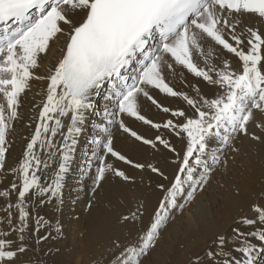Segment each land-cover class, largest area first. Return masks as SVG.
Here are the masks:
<instances>
[{"label":"snow or ice","instance_id":"6c2138e0","mask_svg":"<svg viewBox=\"0 0 264 264\" xmlns=\"http://www.w3.org/2000/svg\"><path fill=\"white\" fill-rule=\"evenodd\" d=\"M234 13L236 16L252 14L264 19V0H0V95L7 108L5 112L0 107V169H3L5 161L6 132L11 126L10 121L18 115V98L33 78L32 69L38 66L40 54H46L50 41L65 31L64 26L67 27L62 56L47 77V98L39 113L41 123L36 125L35 134L27 143L23 160L18 168L13 169L22 181L15 205L19 210L20 223L26 227L29 214L25 198L31 190H35L34 195L37 196L58 195L62 174L67 171L70 160L69 153L81 131L79 125L84 121V112L93 107L91 97L106 87L104 99L112 106L104 113L108 125L119 124L123 132L153 147L155 143L152 140L130 130L119 117H134L155 129L163 127L181 139L187 138L179 171L165 190L150 227L136 243L125 246L115 258V264H140L139 258L154 245L159 230L168 219L169 210L177 207V197L184 194L185 187L191 189L187 192V198L191 199L196 186L206 182V174L197 179L194 173L197 168L207 169L204 157L208 154L209 141L228 146L237 134L249 135L248 125L254 120L253 110L264 113V36L257 30L246 29L245 51L241 47L245 43V32L237 34L238 21ZM207 42H214L238 57L242 72H232L227 61L222 69L214 66L201 68L194 61V55L204 57L207 63L204 51V43ZM208 55H211L210 51ZM175 66H181L209 84L218 85L224 89V94L198 101L174 90L165 79L164 68L174 71ZM148 88L158 89L169 97H181L195 109L194 114L189 117L183 110L172 111L162 107L150 95ZM141 95L163 112H171L173 117H182L183 120L174 123L169 119L163 125L153 123L138 111V97ZM69 115L71 123L63 137L65 143L60 150L59 171L52 185L43 187L36 175L42 161L33 149L38 143L42 148H51L53 142L41 139L42 135L50 132L55 136L63 127L59 117ZM50 120L54 121L52 125L48 123ZM256 126L264 130V122ZM100 131L105 134L104 138L93 143L102 147L105 155L110 154L117 160L132 164L113 149L110 128L101 125ZM251 138L259 139L255 135ZM156 141L169 151H175L161 136H157ZM211 159L213 164L219 162L215 152ZM44 166L47 167V163ZM132 166L144 167L141 164ZM149 167L163 175L159 169ZM108 171L128 179L123 172L105 164L104 157H99L94 184L98 186ZM159 187L164 190V185ZM12 189H17L15 183ZM8 194L7 191L0 192V197ZM252 211L255 214L252 218L244 217L239 221L242 227L250 230H236L233 240L239 242L238 246L225 250L226 241L221 238L219 250L207 254L210 264H255L256 254L264 251V206L254 204ZM8 219L11 223L10 215ZM24 227L18 231L22 233ZM20 239L22 241L23 237ZM253 241H258L260 247ZM10 244V241L0 239V261H12L17 252L26 251L23 244L15 251L6 250V245ZM233 251L240 255L233 256Z\"/></svg>","mask_w":264,"mask_h":264},{"label":"rangeland","instance_id":"374dc122","mask_svg":"<svg viewBox=\"0 0 264 264\" xmlns=\"http://www.w3.org/2000/svg\"><path fill=\"white\" fill-rule=\"evenodd\" d=\"M257 22L258 26L263 27L260 20H257ZM251 29L257 30V28L252 27ZM225 34H228L227 31H225ZM247 38L248 36L243 37L245 43L241 45L245 51L247 50ZM231 57L234 58L232 63L230 62L231 59H227L230 70L236 73L242 72L241 61L234 55ZM168 60L170 61L171 58L169 57ZM195 62L199 64L198 61L195 60ZM199 66L205 69L209 67L205 65V62H200ZM186 71L181 66H175L174 71L168 70L164 73V76L169 85H173L174 90L184 92L186 95H188L187 86L190 78L197 81L199 78L200 85L202 83V86L205 85L211 89L207 92L209 95H205L201 90L200 99L211 100L224 94V89H221L218 85H209L201 77H195V75ZM213 77L215 78L214 74ZM33 80L35 79L29 80L27 88L18 98V115L15 120L10 121L11 126L7 129L5 161L3 169H0V192L7 191L9 193L7 197H0V233H6V235H0V239L11 242L10 245H6V250L15 251L23 244L26 251L23 253L17 252V256L12 261H0V264H92L99 260L96 256L101 250L103 258L98 264H115V258L123 248L136 243L138 237L150 227L155 212L164 199L165 190L171 186L179 171V164L182 162L183 153L187 147V138L185 136L181 139L168 129L163 127L155 129L150 124L146 125L143 121L134 117L122 115L119 119L123 120L126 127L144 139L152 140L155 147L137 141L128 133L123 132L119 124H112L110 133L113 140V149L132 161V164L117 160L110 154L105 155L103 148L98 147L95 143L93 150L91 148L86 150V152L90 151V155L82 157L83 162L72 160L74 157L69 155L70 160L67 164V171L62 174L61 188L56 197H52L50 193L44 196L34 195L35 190H31L26 195L25 206L29 215L26 227H24L19 221V210L15 207L18 202V189L22 181L13 169L18 168L19 163L23 160L27 143L35 134L36 125L41 121L37 106L34 109L31 108L32 111L30 112L25 109V106L29 103L25 94L29 93L32 85H34ZM177 84L180 88H176ZM148 89L150 95L154 99L157 98V101L162 95H165L159 93L158 89ZM153 92H156V96ZM165 97L168 98L169 96ZM139 98V102L148 101L147 104L150 103L151 107L144 105L139 107L138 111L153 123L163 125L169 119L173 120L174 123L183 120L182 117H173L171 112L165 113L158 109L144 96L141 95ZM168 101H170V104L172 102L171 105L173 106L168 103V106L162 104V107H168L172 111L183 110L189 117L195 112V109L187 105L181 97H169ZM0 107H3L5 112L7 111L6 102L2 95H0ZM158 112L164 117L162 121L158 117ZM67 130L63 125L58 130V135L52 136L50 132L43 134L41 139H50L53 146L42 148L38 143L33 149L35 155L42 161L36 175L43 187L52 185L56 173L59 171L61 162L59 142L62 139V142L65 143L63 137L67 134ZM94 131V138H104L105 134L101 133L100 126L96 127ZM81 134L82 130L75 139H78ZM252 135L254 134L249 133L247 136L237 134L228 146H221L214 140L209 141L208 154L204 157L207 162V169L197 168L194 173L197 179L206 174V182L196 186L191 199L187 198V192L191 189L185 187L184 194L177 197V207L169 210L168 219L159 230L154 245L145 255L139 258L140 264H197L198 261H201L202 264H210L207 254L210 251L219 250L221 238L226 241L225 250L234 249L238 246L239 242L233 240L236 230L241 232L250 230L248 227H242L239 221L244 217L252 218L255 215L252 211L254 204L264 206V163L253 164V172L250 168L245 167V161L248 157H264V147L256 144L260 139L254 140L251 138ZM157 136L167 140L175 151H169L156 141ZM68 143H71V141H68ZM78 146L79 143L76 141L72 150H76ZM221 148L222 150H220ZM260 150L263 153L259 156ZM213 152L219 156V162L210 167ZM49 153H53V155H49ZM99 157H104L105 164L123 172L128 179H122L116 176L114 172L108 171L100 184L95 185L94 179L96 170L99 167ZM45 163H47V167L44 166ZM133 164H141L144 167L136 168L132 166ZM80 165H83L82 175L78 176V181H73L72 177H77H74V174H77V168ZM149 165L159 169L163 175L153 172ZM69 176L70 179H68ZM13 183L17 185L16 190L12 189ZM68 185L72 188L71 190H67ZM160 185H164V190L159 187ZM114 188L116 190L113 192L120 193L117 195L118 198L109 193ZM69 193L72 194V205H70L72 208L71 211L66 212L62 202ZM110 196L116 199L111 207L112 212H109V215L106 216L103 206L109 203L106 197L110 198ZM235 199L240 202L237 205L239 206L238 209L234 210L232 215H228V213H223L225 217L220 215L226 206V201ZM120 200L121 202H119ZM9 205H12V207H9ZM62 209L64 210L61 211ZM200 210V215L202 214L201 216L206 218L203 222H201V219L196 224L194 216H198ZM63 214L64 216H62ZM9 215L11 216V223H9ZM91 215H95L93 217L103 224L104 231L101 230V235L92 226H89L92 228L91 230L87 227L86 229L82 227V229H79V223L81 222L85 227L84 221ZM125 217H128V219L125 220ZM38 220L39 225L37 224ZM209 224L212 226L217 225L214 234L209 231V227L207 228ZM202 226L207 228L204 229L205 233L198 232ZM20 227H24L22 233L18 231ZM21 236L23 237L22 241ZM96 236L100 237L97 238ZM253 242L259 245L258 241ZM263 252L260 251L257 254L260 253L261 256ZM239 255V253L233 251V256ZM258 261V257L255 258V262Z\"/></svg>","mask_w":264,"mask_h":264},{"label":"bare ground","instance_id":"6f19581e","mask_svg":"<svg viewBox=\"0 0 264 264\" xmlns=\"http://www.w3.org/2000/svg\"><path fill=\"white\" fill-rule=\"evenodd\" d=\"M233 16L238 21V27L236 29L237 34H239L240 32L243 31V32H245V36H247L246 29L252 27V28H257V31L262 36H264V19H261V18L255 16V15H252V14H241L239 16H236V14L234 13ZM77 19H79V17H77ZM257 20H260L261 21V23L263 24V27L258 26ZM254 24H256L257 26H255ZM64 28H65V31L63 33L58 34L56 38H54L52 41H50V46H49V49H48L47 53L46 54H43V53L40 54V56L38 57V66L36 68L32 69L33 77H34L32 79H35L32 82L34 83L35 86L32 85L29 93H26L25 94V97L27 98V100H29L28 105L25 106V109L27 110V112L32 111L31 108L34 109V107H36V106L39 108L38 109L39 111H41L43 109V105L46 102V98H47V87H48V84H49V81H48L47 77L51 74L50 73V70H54L55 65L57 64V62L61 58V56H62L61 49H63L65 47V44H66V40H67V27L64 26ZM225 38L226 39L229 38L228 37V34H225ZM204 51H205V56H207V63L205 62L204 57H201L198 54H196L194 56V59L196 61H198L199 64H200V62H203V63L205 62V65L206 66H209V65H212L213 64L212 66H214L216 69H222L223 66H224V62L227 61V59L228 60L231 59V61H230L231 63L234 60V58L231 57L234 54L228 53L222 47H220L218 45H215L214 42L204 43ZM209 51L211 52V55H208ZM167 59H169V57ZM230 66H232V65H230ZM231 68H233V66ZM167 71H168V69H167V67H165L164 68V73H166ZM36 77H44V78L43 79H37ZM199 80L200 79L198 78V81ZM198 81L196 79H191L190 78V81H188V86H187L188 87V92L187 93H188V96L194 97L193 99H198L199 100L200 97H201V90H203V93L205 95H209V94H207V92H208V90L211 91V89L209 87L205 86V85L202 86V83L200 85L199 84L200 81L199 82ZM175 83H177V82H175ZM176 88H180V87H178V84H177V87ZM105 89H106V87L105 88H102L96 95H94L93 97H91V103H92L93 107L91 109L86 110L84 112V121H83L82 124L79 125V127L81 126L80 128L82 130V134L80 135V137L78 139H76V141L79 143V146L76 148V150L73 149V150H75V152H73V150H71L72 153L71 152L69 153V155L71 157H74V158H72V160H75V161H78V162H83L84 160H83L82 157L89 156L90 155V151H87L86 152V150H88L90 148H91V150H93V148L95 147L93 141L95 139H97V138H94L93 135L95 134V131L94 130L96 129V127L101 126V125H104V126H107V127H109L111 129V125H108L107 124V122L105 120V117H104L105 109L107 108L108 110H111V107H112L111 104H110V102L104 99L105 95L107 94V91L105 92ZM28 90H29V88H28ZM148 91H149V89H148ZM153 93L156 96V92H153ZM210 94H211V92H210ZM159 96H161V95H159ZM162 96L159 98V101L158 102H160L161 105L163 104V105L168 106V103L170 102V101H168V98L169 97L167 96L168 98H166L165 97L166 95H164L163 97ZM139 99L140 98L138 97V102L140 101ZM155 99L157 100V98H155ZM147 102H144V101L139 102L138 108L139 107H143L144 105L150 106L149 105L150 103L147 104ZM172 102H173V99H172ZM172 102H171V104H172ZM100 106H101V109H100ZM171 106H173V105H171ZM177 107L179 108L180 106H177ZM177 107H176V109H177ZM253 111H254V120L252 122H250L249 125H248V133L257 135L259 137L260 141L259 142H256V144L264 147V130H262L261 128H259V127L256 126L258 123L264 122V113H262V112H260L258 110H253ZM49 115H54V114L50 113ZM158 117L161 119V121L164 118L162 116V114L159 113V112H158ZM24 119H25V116H24ZM59 119H61L63 125L66 127V129H68V125L71 123V117H70V115L69 116H65V117H59ZM39 123H41V121H39ZM48 123L51 125V124L54 123V121L50 120V121H48ZM241 138L242 139H246L245 137H241ZM80 143H81V145H80ZM59 144H60L59 145V151H60L61 148H62V146H63V144H64L62 142V139L60 140ZM262 153H263V151L260 150L259 153H258V155L260 156ZM260 162H263L264 163V157H248L247 160L245 161V167L246 168H250L251 169V172H253L252 171V165L253 164H256V163H260ZM210 165H211L210 167H213V165H214L213 162H212V160H211ZM77 169H78L77 174H74L75 175L74 177H76V176L77 177L76 178H73L72 177L73 181H78V179H77L78 176H81L82 175L81 170H83V165H80ZM218 170H220V169H218ZM68 179H70V176H69ZM69 189L71 190L72 188L68 185L67 190H69ZM115 190H116V188L110 190L109 193L111 195H113V196L119 195L120 194L119 192H118V194L116 192H113ZM111 192H113V193H111ZM113 196H110V198L106 197V200L109 202V203H107L106 205L103 206L104 207V213H105L106 216L109 215L108 214L109 212H112V210H111L112 208L111 207L114 205L115 199H116V198L113 199L114 198ZM111 197H113V198H111ZM117 198H118V196H117ZM121 200L119 202H121ZM71 202H72V194L69 193V194H67V196L64 197L63 202H62V204L64 205V209H65L66 212L69 211L72 208V206H70V205H72ZM229 202L231 203L230 204L231 206L229 205ZM238 204H240V202L237 199H235L233 201H226V203H225L226 206H225L223 212L220 215L223 216L224 215L223 213H228V215H232L234 213L233 211L238 209V207H239V206H237ZM117 206H115V207H117ZM114 208H113V210H115ZM64 209H62L61 211H63ZM200 213H201V210L199 211V215L198 216H194L195 219H196V222H195L196 224L199 223V221L201 219H202L201 222H203L204 219L206 218V217L201 216L202 214L200 215ZM228 215L226 214V217ZM62 216H64V214ZM93 216H95V215H91L88 219H86V221H84L85 227H83V224H81V222H80L79 223V226H80L79 229L81 227L86 229V227H87V228H90V230H91L92 228L89 227V226H92L93 229H97L98 234L101 235L102 234V231L101 230L104 231V229H103L104 226H103L102 223H100ZM223 217H225V216H223ZM59 219H61V218H59ZM208 227H209V231L214 234V232L216 231L217 225L212 226V225L209 224V225H207V228ZM207 228H205L204 226H202V227L199 228L198 232L205 233L204 232L205 231L204 229H207ZM73 233H74V231H73ZM99 237L100 236H98L97 238H99ZM257 247L259 248L260 247V244L257 245ZM257 257H258V260L259 261L257 263L255 262V264H264V252L261 254V256H260V253L257 254L255 256V258H257ZM96 258H99V260H97L96 262H94L92 264H98V263H100V261L103 258L102 250L96 256Z\"/></svg>","mask_w":264,"mask_h":264}]
</instances>
